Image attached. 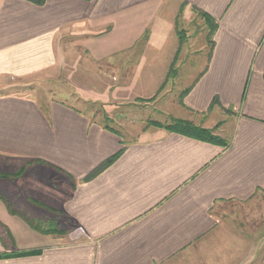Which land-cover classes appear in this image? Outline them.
Segmentation results:
<instances>
[{"label":"crops","instance_id":"1","mask_svg":"<svg viewBox=\"0 0 264 264\" xmlns=\"http://www.w3.org/2000/svg\"><path fill=\"white\" fill-rule=\"evenodd\" d=\"M194 15L210 31L205 62ZM0 25L12 26L0 73L38 79L73 41L75 56L146 74L115 82L129 100L121 106L154 88L157 74L187 66L180 56H191L189 65L202 59L158 106L225 142L163 128L128 136L64 99L0 93V172H20L3 179L33 185L20 197L54 201L85 235L59 243L17 223L0 192V218L14 237L0 235V264H198L219 246L228 260L233 238L218 209L264 193V0H0Z\"/></svg>","mask_w":264,"mask_h":264},{"label":"rangeland","instance_id":"2","mask_svg":"<svg viewBox=\"0 0 264 264\" xmlns=\"http://www.w3.org/2000/svg\"><path fill=\"white\" fill-rule=\"evenodd\" d=\"M192 13L195 14V12ZM198 15L192 17L189 26L191 31L196 34L198 46L203 48L202 59L205 62L211 46L209 41L210 31L208 25L204 23V26L199 20ZM3 27V25H0V49L3 43L2 35L4 33L9 34L12 26L7 25L6 30ZM15 27L12 31L17 30L16 25ZM184 32L185 30L183 29L179 32L181 38L184 37ZM72 43L75 42H62L65 51L64 58H60V63L54 67L56 68L55 70L48 69L49 71L41 73L38 79L35 76L24 78L15 76L12 73H0V93L27 95L35 90L38 96L64 99L80 110L94 115L99 122L113 124L115 127L118 126L117 128L120 130L129 131L128 136H134L140 134L146 128L166 129V125L178 121L177 119L173 120L159 109L161 108L162 97L167 95L162 96V94L166 90L169 92L170 83L189 82L191 77L196 74L193 71L202 65V59L200 61L197 58L193 64L189 65L191 56H180L177 60L181 61L182 65L187 66H180L178 73L170 70L167 73L157 74L158 77H155V79L158 81L155 82L154 88L148 89L149 93H155L153 97L151 96L152 98L145 95L148 91L146 90V93L136 94L133 98H130L132 99L130 104L121 106L118 104L119 101L129 100L126 95L115 94L118 87L115 82L120 81L122 85H125L129 81H134L138 78L143 80L147 75L135 72L115 73L113 67L92 58H85L89 60L84 62L83 56H75V49H73L74 45ZM138 45H140L139 47L142 46V44ZM118 58L120 57L110 58V61H115ZM121 59V63H127L130 60L128 56H121ZM184 59L186 60L183 64L182 61ZM158 82L160 86H158ZM163 82H165L164 85H162ZM128 84L123 86V90L119 91H127ZM178 86L170 90V92L172 94L176 91L178 92V88H180ZM29 87H35L36 89ZM156 98H159L160 101H158L159 104L154 105L152 100ZM126 119H129V122H126ZM117 121L122 123L118 124ZM19 173L0 172V192L4 193L3 195L7 198L5 201L2 200V194L0 193V199L2 200L0 201L5 204L8 213L17 220V223L20 221L26 223L34 231L47 238L57 240L59 243L84 239L85 235L81 229L70 222V219L62 212L59 206L57 204L54 205V201L49 199L25 201L24 197H20L21 195L25 196L23 195L25 190L27 192L30 191L27 188L28 185H33L26 183V186L18 184L15 180L3 179L17 177ZM44 188L50 189L48 187ZM218 212L219 216L222 217L223 223L228 225L229 234L233 238L230 240L229 258L223 261L226 251L223 252L224 250L222 249L225 247L219 246L218 249L205 250L198 255V261H200L198 264H264V193L256 192L248 200L230 202L223 208L220 207ZM0 235L5 242H10L11 244L14 242L13 234L2 218H0ZM221 236L222 234L217 239L218 243H221ZM207 251L212 254L210 258L205 256L208 254L206 253Z\"/></svg>","mask_w":264,"mask_h":264},{"label":"trees","instance_id":"3","mask_svg":"<svg viewBox=\"0 0 264 264\" xmlns=\"http://www.w3.org/2000/svg\"><path fill=\"white\" fill-rule=\"evenodd\" d=\"M32 1L40 4L43 3L44 0H32ZM165 128L170 131L179 132L188 136H192L220 144H225V142L219 136L213 134L210 129L195 126L190 122L178 120L175 121L173 124L166 125Z\"/></svg>","mask_w":264,"mask_h":264}]
</instances>
